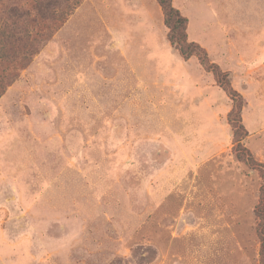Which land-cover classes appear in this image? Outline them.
Returning a JSON list of instances; mask_svg holds the SVG:
<instances>
[{
  "label": "rangeland",
  "instance_id": "obj_1",
  "mask_svg": "<svg viewBox=\"0 0 264 264\" xmlns=\"http://www.w3.org/2000/svg\"><path fill=\"white\" fill-rule=\"evenodd\" d=\"M76 1L0 96V264H263L264 180L235 158L234 102L172 47L156 1L126 51L99 0ZM173 4L264 165V0Z\"/></svg>",
  "mask_w": 264,
  "mask_h": 264
},
{
  "label": "trees",
  "instance_id": "obj_2",
  "mask_svg": "<svg viewBox=\"0 0 264 264\" xmlns=\"http://www.w3.org/2000/svg\"><path fill=\"white\" fill-rule=\"evenodd\" d=\"M71 1L4 0L0 3V96L5 88L15 81L17 72L30 64L31 58L38 53L41 43L58 30L55 22L59 8L62 4L68 6ZM156 1L163 12L164 24L168 29L167 39L172 47L186 61L196 57L204 70L213 74L217 85L234 102L230 120L235 138V158L251 169L260 168L264 180V165L258 164L242 143L247 135L241 120L242 96L233 89L229 75L223 72L219 65L210 61L207 51L198 43L189 41L187 33L189 21L174 6L173 0ZM76 6L77 4L73 8ZM71 10L72 7L69 9V15ZM46 23L51 25L46 26ZM255 215L259 221L258 235L264 264V184Z\"/></svg>",
  "mask_w": 264,
  "mask_h": 264
},
{
  "label": "crops",
  "instance_id": "obj_3",
  "mask_svg": "<svg viewBox=\"0 0 264 264\" xmlns=\"http://www.w3.org/2000/svg\"><path fill=\"white\" fill-rule=\"evenodd\" d=\"M86 1L87 3L90 1L92 3L95 0ZM147 1L99 0V3H93L95 8L99 4L102 7L104 27L109 35L114 37L117 43L116 45L119 47L120 51L127 50L126 40H133L136 36L135 34H137V29L140 28L142 24L147 28L154 27V16L151 13V10L146 6ZM154 1L156 0H149L148 2L154 3Z\"/></svg>",
  "mask_w": 264,
  "mask_h": 264
}]
</instances>
